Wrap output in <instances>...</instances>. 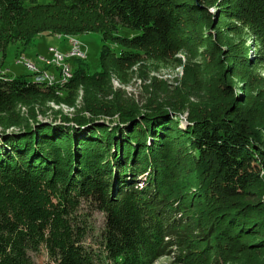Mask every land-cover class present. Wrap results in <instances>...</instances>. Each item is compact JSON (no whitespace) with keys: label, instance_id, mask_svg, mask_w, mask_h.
Listing matches in <instances>:
<instances>
[{"label":"rangeland","instance_id":"1","mask_svg":"<svg viewBox=\"0 0 264 264\" xmlns=\"http://www.w3.org/2000/svg\"><path fill=\"white\" fill-rule=\"evenodd\" d=\"M186 1L192 10L188 7L184 12L182 34L175 35L168 47L137 48V54L128 58L121 57L125 46L106 40L100 32H22L43 18L40 10L18 23L0 22V73L16 77L35 70L53 75V83L61 85L57 91L44 88L39 94L16 99L8 111L0 112V145L6 153L29 151L48 163H66L71 157L73 177H78L82 161L100 156H93L94 148L88 151L90 143H97L100 151L108 145L114 151L116 147L120 158L126 152L132 157L139 152L146 160L153 156L178 189L175 206L182 210L178 217L184 222L199 219L206 230L212 222L222 223V228L216 240L214 231H208L210 240L190 241L198 250L183 262L173 257L176 246L158 255L167 236L157 235L156 240L148 236L139 255L141 264H264V170L237 197L225 200L210 184L207 158L193 143L208 123L241 124L264 155V26L251 30L238 18L231 0ZM122 33L131 34L119 28L114 35ZM74 40L81 43L86 57L58 64L54 50L65 54ZM102 48L107 55L105 68L99 60ZM65 72L72 75L69 80H62ZM30 79L35 80V75ZM160 110L169 116L157 118ZM96 123L104 128H95ZM30 133L33 141H27ZM60 141L70 143L71 149L65 152L61 147L55 156L49 142ZM101 157L104 165L116 166L110 154L101 153ZM146 165L143 181L149 177L151 158ZM77 210L87 225L86 244L98 250L105 213L89 201H82ZM260 220L263 224L256 225ZM31 257L35 264L51 262L45 248Z\"/></svg>","mask_w":264,"mask_h":264},{"label":"trees","instance_id":"2","mask_svg":"<svg viewBox=\"0 0 264 264\" xmlns=\"http://www.w3.org/2000/svg\"><path fill=\"white\" fill-rule=\"evenodd\" d=\"M231 1L238 18L247 22L251 30L264 26V0ZM188 7L186 0H0V22L18 23L40 10L43 18L22 32L33 35L46 31L70 35L100 32L106 40L115 39L125 46L121 57L128 58L137 54V48L158 44L168 47L175 35L182 34L183 15ZM21 28L18 27V32ZM119 28L131 34L115 36ZM106 56L102 48L99 57L102 68L108 64ZM34 74L35 80H31ZM38 75L41 74L32 72L7 77L0 73V112L8 111L16 99L39 94L44 88L61 89L58 83L39 81ZM159 112L157 118L169 116L166 110ZM32 135H28L27 141H33ZM193 143L207 158L210 184L225 200L237 197L264 170V155L252 144L241 124L208 123L196 134ZM49 145L55 156L61 147L65 152L71 149L70 143L64 145L62 141ZM2 148L0 145V264H35L31 253L41 248L47 250L50 264H141L139 255L145 239L150 236L156 240L161 234L169 239L162 240L158 255L176 246L178 251H174L173 257L183 262L198 250L190 241L210 240L208 231H214L215 240L220 237L222 223L212 222L206 230L199 219L184 222L178 217L182 211L175 206L178 189L160 171L162 162L153 156L149 177L143 181L150 158L147 161L139 152L133 157L126 152L121 159L119 150L115 147L114 151L111 145L100 151L97 143H90L88 151L94 148L93 156H100L92 162L82 159L78 177L72 175L71 157L66 163L59 160L48 163L32 157L29 151L25 154L15 149L11 154ZM145 148L150 151V147ZM101 153L110 154L117 161L116 166L104 165ZM82 201H89L105 213L98 250L85 242L87 225L77 213ZM246 218L249 219L247 215ZM260 221L256 225L263 224Z\"/></svg>","mask_w":264,"mask_h":264},{"label":"bare ground","instance_id":"3","mask_svg":"<svg viewBox=\"0 0 264 264\" xmlns=\"http://www.w3.org/2000/svg\"><path fill=\"white\" fill-rule=\"evenodd\" d=\"M74 43H80V42L77 40H74L72 42V45L70 48V50H72V51H70L69 54L68 53L64 54V53L59 52L58 50H54V55H58V61H59V62H57L58 64H63V62H65V60H67L68 58H84V57H86L87 54L84 53V51H81V49H74ZM29 66L34 68V66H32L31 63H29ZM69 70H70V68H69ZM34 73H37V72L35 71ZM71 76L72 75L70 73L65 72L64 74H62L61 78H62V80H66V78H71ZM37 79L39 81H46L48 83H52V77H47L46 74L38 75ZM60 79H59V81H60ZM66 82H68V81H66Z\"/></svg>","mask_w":264,"mask_h":264},{"label":"built area","instance_id":"4","mask_svg":"<svg viewBox=\"0 0 264 264\" xmlns=\"http://www.w3.org/2000/svg\"><path fill=\"white\" fill-rule=\"evenodd\" d=\"M74 49H81V51H84L83 49H82V45H81V43H74ZM70 51H72V50H68L67 52H65V53H70ZM84 53H86V51H84ZM54 57H55V60L57 61V62H59L58 61V55H54ZM32 64V63H31ZM32 66H34L33 64H32ZM34 75H36V74H34ZM46 76L47 77H52V83L55 81V77L53 76V75H49V74H46ZM66 80H69V78H66Z\"/></svg>","mask_w":264,"mask_h":264},{"label":"water","instance_id":"5","mask_svg":"<svg viewBox=\"0 0 264 264\" xmlns=\"http://www.w3.org/2000/svg\"><path fill=\"white\" fill-rule=\"evenodd\" d=\"M85 123V122H84ZM86 123H89V122H86ZM132 123V122H131ZM131 123H129V124H131ZM94 125H98L97 123L96 124H94ZM59 126V125H58ZM61 127V126H60ZM21 135V134H20ZM22 135H23V133H22ZM24 135H26V134H24Z\"/></svg>","mask_w":264,"mask_h":264}]
</instances>
